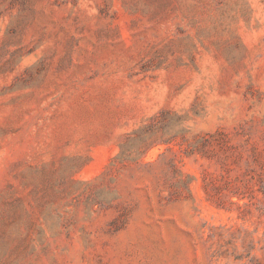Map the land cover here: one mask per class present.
Returning <instances> with one entry per match:
<instances>
[{
    "label": "rangeland",
    "instance_id": "1",
    "mask_svg": "<svg viewBox=\"0 0 264 264\" xmlns=\"http://www.w3.org/2000/svg\"><path fill=\"white\" fill-rule=\"evenodd\" d=\"M0 264H264V0H0Z\"/></svg>",
    "mask_w": 264,
    "mask_h": 264
}]
</instances>
